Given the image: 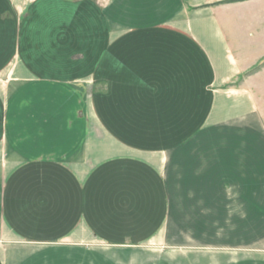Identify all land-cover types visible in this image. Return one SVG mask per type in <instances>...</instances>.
Listing matches in <instances>:
<instances>
[{
  "label": "crops",
  "instance_id": "1",
  "mask_svg": "<svg viewBox=\"0 0 264 264\" xmlns=\"http://www.w3.org/2000/svg\"><path fill=\"white\" fill-rule=\"evenodd\" d=\"M145 4L0 0V76L11 75L0 80V264H84L97 261V243L116 254L153 240L170 212L167 157L226 100H239L237 116L250 111L246 92L226 88L245 68L228 54L222 20L193 13L162 24ZM103 36L126 45L101 49ZM196 40L219 54L222 75L196 66Z\"/></svg>",
  "mask_w": 264,
  "mask_h": 264
},
{
  "label": "rangeland",
  "instance_id": "2",
  "mask_svg": "<svg viewBox=\"0 0 264 264\" xmlns=\"http://www.w3.org/2000/svg\"><path fill=\"white\" fill-rule=\"evenodd\" d=\"M144 1V7L162 24L171 23L173 17L186 19L193 13H211L217 21L222 20L234 45L228 54L245 68L242 76H233L226 88L246 92L250 111L237 116L239 100H226L225 110L212 115L206 130H197L192 141L167 157L164 171L170 212L156 238L126 246L125 260L117 259L122 250L115 249L116 254H112L110 248L97 243L93 247L100 249L96 255L99 260L84 264H264V0ZM125 7L117 5L116 12H123ZM99 18V28H105L107 21L101 15ZM121 27L126 30V20ZM108 41L107 36L99 37L98 47L113 51L126 45V37L112 47ZM198 43L196 40V66L209 63L211 80L217 72L222 75L221 61L213 58L219 54L212 52L210 57L199 50ZM108 54L104 55L106 59ZM10 76H0V80L7 81ZM214 90L212 85L210 99L204 96L200 108L196 104V124L203 122L201 114L213 99ZM97 136L104 139L100 130ZM184 136L183 132L177 135L179 139ZM107 257L116 259L106 261Z\"/></svg>",
  "mask_w": 264,
  "mask_h": 264
}]
</instances>
